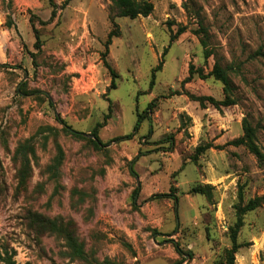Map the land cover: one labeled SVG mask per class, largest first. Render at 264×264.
I'll list each match as a JSON object with an SVG mask.
<instances>
[{
  "label": "rangeland",
  "instance_id": "obj_1",
  "mask_svg": "<svg viewBox=\"0 0 264 264\" xmlns=\"http://www.w3.org/2000/svg\"><path fill=\"white\" fill-rule=\"evenodd\" d=\"M152 1L147 17L116 18L112 87L102 59L111 0H0V264H228L239 205L264 195V161L231 143L248 119L264 153V0ZM216 61L235 100L220 109L185 93L224 100L214 75L182 84L190 63L210 74ZM99 122L102 149L88 135ZM24 142L35 155L21 185ZM30 212L73 220L87 260L38 232ZM237 240L235 264H264V205L244 215Z\"/></svg>",
  "mask_w": 264,
  "mask_h": 264
},
{
  "label": "trees",
  "instance_id": "obj_2",
  "mask_svg": "<svg viewBox=\"0 0 264 264\" xmlns=\"http://www.w3.org/2000/svg\"><path fill=\"white\" fill-rule=\"evenodd\" d=\"M71 0H65L63 6H67ZM112 4L110 7L109 17L112 21L114 28L109 32L108 38L105 42V50L102 53V59L104 66L108 69L111 75V86L116 87V78L118 77L117 70L112 66L110 61L108 60V55L110 53V45L113 42L114 37H119L121 35V31L119 30L118 23L116 22L117 17H130V18H137L139 16L147 17L154 11V3L152 0H111ZM57 10L54 9L52 12V18L56 16ZM35 27V26H34ZM186 26H180L176 32L172 34V40L179 37L182 33L186 31ZM204 29L203 24H201L200 32ZM36 37H37V47L39 48V35L38 31L36 30ZM207 34V31L205 32ZM200 40L202 45L204 46V54L205 57L208 58L211 55V49H209V45L203 36H200ZM167 53V49L164 51V55ZM162 67V62L155 68V70H160ZM195 74H198L200 78L206 79L207 77L214 75L216 79L222 82L224 91L226 93V97L224 100H218L213 96L207 95H195L186 91L185 93L188 96L196 101H199L201 105L206 106L207 102L215 106L216 108L220 109L222 105L229 106L235 103V100L232 97V88L233 83L230 77V74L224 68L219 61L215 62L213 70L210 74H206L204 68L195 67L193 63H190L189 66V74L186 78L183 79L182 84L185 85L187 82H190L194 79ZM156 106V99L152 100L148 107L147 111L138 115L137 124L135 126V130L139 129V126L143 119L147 116L151 119V113L153 112ZM148 114V115H147ZM104 125L103 122L97 123L95 128L88 134L90 136V141L94 144L97 149H102L109 145L110 142H104L99 136V128ZM76 134L84 137L82 134L83 132H75ZM133 133L128 134L124 137H131ZM119 139V138H117ZM231 143L237 145H246L249 150L257 157L260 162L264 161V153L262 152L261 148L257 144V129L252 125V123L248 120H244V134L233 140ZM211 145H207L203 148L199 147L198 151L203 152L205 149L210 148ZM59 153L56 157L57 166H59L63 159V150L61 146H58ZM17 154L21 156L22 166L19 169V177H20V184L25 185L27 183L28 178L30 177V173L32 171L30 158L29 155H35V147L29 143L24 142L17 148ZM211 186L207 185H198L192 188V192L195 193H202L208 196L211 195V191L209 188ZM159 196H170L169 193L158 194ZM264 205V195L258 196L254 199H250L245 205H239L237 210V221L233 226V234H232V247L228 250L229 259L228 264H235V254L241 247V244L237 240V235L239 229L244 224V215L250 211L257 209L258 207ZM30 223L34 227L37 228V231L40 233H53L61 237L65 240V246L68 247L67 254L73 260H87V252L85 249V245L83 241L79 238L76 234L75 224L73 220H65L62 217L58 218H50L38 212H30L29 215ZM5 260V258H3ZM7 264H14V260H12V256H8L6 258ZM110 261L100 262L96 261L95 264H111Z\"/></svg>",
  "mask_w": 264,
  "mask_h": 264
}]
</instances>
